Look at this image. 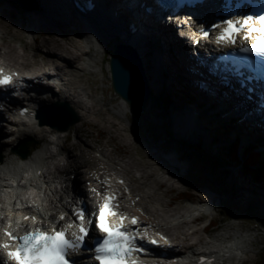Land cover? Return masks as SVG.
Here are the masks:
<instances>
[{
  "label": "bare ground",
  "instance_id": "bare-ground-1",
  "mask_svg": "<svg viewBox=\"0 0 264 264\" xmlns=\"http://www.w3.org/2000/svg\"><path fill=\"white\" fill-rule=\"evenodd\" d=\"M92 1L94 3V6L90 8L92 9V11L90 12L89 15L83 14V16L73 12V9L70 7L71 0H37L36 1L39 10L34 11L33 13L35 14L36 22H38V25L41 28L38 30V32L42 33L44 31L43 28H47L49 32H51L50 30L53 31L57 28L58 31L61 33V35L64 37V40L67 41V43L65 42L67 45L65 43H62L61 41L60 42L62 44L47 41L51 49H53V47L58 48L57 53L59 52V54L56 55L58 57L57 58L58 62L57 64L53 65L52 67L53 72L50 71L48 64L46 68L31 67L33 70L32 72L33 77L36 78L43 76L48 77L50 75L48 73H51V75L58 76L59 78L57 84L54 86L48 85L47 88L53 90L52 93L53 97L56 96L58 100H64V102L68 103L71 107H73V109L78 114L79 120L77 121L74 127H71L69 130H66L64 132L55 130V128H51L49 125H42L38 127L28 126V128L25 131H20L19 126L17 127L15 126L9 129L6 128L3 129L4 124L1 125L0 144L2 146H0V222L4 223L5 215L10 213L11 211H16L23 208L24 205L28 209L24 211L23 214H20V216L31 212L33 215L37 216L38 218L42 216V218H44V221L45 218L50 219L51 221L55 220L54 217L52 216L53 208L52 207L48 208V206L51 205L48 203V201L51 199L49 200L45 199V195L42 194L41 191L38 192L36 191V193H38V197L35 198V196L34 197L32 196L33 189L31 192L28 193V188L26 187L27 184H30V186L34 188V184L36 185L40 182L41 180L40 176L34 177V173L38 170L43 169L44 166L43 151L45 149L38 146L36 147V149H33L29 153L28 157L23 159L20 158L16 150L19 149L18 147L19 143L28 141V139L33 135L36 136L37 135L36 133L39 134L49 133L50 135L54 133H58L59 136L63 135L62 138L64 140V144H61V147L63 149L65 143L69 141L68 139V134H70L69 132L71 130H74V133H78L79 132V131L77 132V129L79 127L78 125L81 124L83 120H88V121L92 120L91 112L94 107V104H93V100H91L90 98L91 94L89 95V93H87L84 90L83 88L84 85L83 86L81 85L82 87L80 86L77 87L74 84L75 82L79 81V85H80L81 76L83 77V75L85 74L84 73L85 67L82 66L79 67L80 65H77L76 63L77 60L79 59L82 60L85 55L88 56V51L94 50V48L90 45L94 32H98L99 34L102 35L103 37L102 41L105 44V46L110 44L113 40H115L118 44L123 43L129 45L136 52L140 60L139 62L145 73V77L148 82V85L150 87V92L151 90L156 91L154 93V97L151 99V102L148 101L147 104H145L144 110L146 109L148 110L149 113L160 116L161 112H155L154 109L157 107L158 104L157 100L160 98L161 91L165 89V91L171 97H173V101L176 107L178 108V112L180 111V114L178 113L179 117L177 120L179 121L182 127L185 126L183 128L186 129V133L187 131H191L192 135H196V136L199 135L203 137L204 143L206 145L208 144V142L215 143L218 146L219 151L220 148H224L223 150H226L227 154H228L227 151L228 146L232 143L236 144L237 147L238 148L240 147L241 150L243 151L248 149L255 154L256 152L259 153L261 151H264V126L258 124L257 123L258 119L255 117L251 118L250 120L245 119V117H243V112H241L240 109H238L235 104L236 101L243 102L244 98L235 99V97L233 96L234 93H232L230 89L223 87L221 89V86L218 87L215 84H213L212 80L208 78L206 70L196 65L195 62H193V60L190 58L188 52L186 51V49L189 47L187 45V42L181 41L175 34L177 32L171 26H168L166 28H163V30H160L161 28L157 23L156 33H153L152 31L153 27L151 24H149L152 22L154 23V20L152 19L151 21L150 19L152 16L145 15L138 8L137 3H133L131 5L130 10H126L124 8V3L129 2L130 0H92ZM48 6L58 15L60 16L71 15L73 18L79 20V22H81V24L83 25H81L79 22H75L74 20H68L66 18L67 16H64L66 20H61V22L55 20L49 11L50 9L48 10ZM63 6L65 8H63ZM96 10H99L100 13H97ZM2 11L4 12L3 9ZM10 12L11 13L14 12V8H11ZM103 14H105V16ZM106 17L107 18L109 17V19L112 21L119 22L120 25H122L123 19L131 18L134 21V25L137 26L139 29H141L142 31L140 33L141 36L137 37L138 35L137 33H136L137 35L129 34L128 37L123 36V34H121L120 31H116L112 29V27L109 25V22L106 20ZM50 19L54 20V22H52V20ZM64 24L70 25L74 29L76 34L75 35L67 34L64 31L65 29L63 28ZM81 37H84L87 40L85 46H82ZM0 39L2 40L1 45H3L4 39H2L1 36ZM4 44L6 48L3 52L0 53V59L2 60L0 62V67L3 66L8 67L10 71L21 70L19 67L14 68L13 66H11L12 68H9V65L6 63V60L14 61V60L23 59L27 61L28 58L30 57L31 50L29 51L24 48V54H22L21 52L19 53L18 50H16L9 43V41H5ZM34 51L35 52H33L32 56L34 57L39 56L37 45H36V49L34 48ZM189 53L192 54V52ZM43 58L44 57H41V61L44 60ZM60 61L61 64L59 63ZM63 61L65 63L66 68L65 66L62 65ZM87 65H91L90 62H87ZM156 66L161 68V70L165 72V75L166 74L168 75L167 77L170 81L171 86L170 84H168V82H166L165 85L163 86L160 79L161 75L159 74L158 70L155 68ZM106 67H108L109 69L108 63L106 64ZM89 71L90 73L93 72L91 69H89ZM201 80L205 81V85L199 84ZM45 86L46 85L43 84H37L35 88L36 90H39ZM66 92H69V94ZM60 93L62 95H60ZM58 94L60 95L59 97ZM88 99H90V101ZM119 99L121 102L119 104L122 110L124 108H129L130 111L134 112L126 104L127 102L122 100L120 97ZM41 101L43 104L49 103V100H41ZM49 116L51 117V115ZM51 118L48 119L50 120ZM1 119L5 120L6 123H9L12 126H14L13 124H15L10 117H5L3 114L0 116V120ZM103 121L105 122V124L107 123L106 124L107 127L113 129V131H111L112 133L110 135V138L112 139L119 138L121 141H124L125 147L127 148L129 146L140 147L138 142L129 141L124 137L122 132H125L126 128H120L119 122H116L113 119L112 121L103 119ZM218 125H220L221 129H224V127L231 125V129L227 127L224 131H220ZM87 132L88 131H86V133ZM176 134H179L177 130H176ZM59 136L57 137V141L60 139L62 140V138H60ZM25 137L26 139L22 140ZM15 142L16 144L14 145ZM226 146L227 149H225ZM160 147H162L160 144L158 146H155V148L157 149ZM140 151L147 154L148 156L146 157H150L151 159H156L157 157L159 159H162L160 164H158V168H157V170L161 171L160 172L161 174L157 173L156 169H152L151 167L145 168L142 166V164L133 162L132 159L124 160L121 158V159L113 160L112 163L119 164V166H123L124 169L121 170L124 173L123 175L125 176V179L128 180L129 184L131 185L129 189L131 188L130 191H132L133 193L132 199H134L135 196H138V198H136V201L143 206L144 210H146V212L149 215H152V217L156 216L158 219L161 218L160 221L156 218V220H158V223H156V225L160 226L161 229L165 230L167 234L170 235L171 238L174 240L176 245L182 246L184 241L187 242V237L188 236L190 237L189 234H191L192 236L193 234L197 235L198 233H200L199 231H201L202 228L193 229L191 233H188L185 227L189 225L190 222L193 223L195 219L190 220L188 222V220L184 218V213L171 212L172 208L170 210L168 207H170L172 198L162 202L163 195L161 196V194L157 193L155 190L157 188H160V185L162 186L166 183L172 185L171 182L172 179H174L176 183L180 182L181 180L180 177L176 175L166 176L165 174L166 171L168 170L172 171L173 169L174 171L176 172L178 171L179 174H181V168L173 163L175 159L180 160L181 158L178 156L176 157L175 155H168L165 158L157 154L156 150L149 151L147 147L145 151L142 148ZM69 152H66L68 155V159H69ZM74 153H73V158L77 157V153L75 154ZM100 153L101 155L105 156V158H109V154L107 152H106L107 155L102 151ZM16 157L18 159H16ZM229 158L232 159V157ZM76 159L77 160L75 161L74 164L67 161L66 164L67 172H65V174L67 175L69 171L72 173L71 177L73 179L72 182L74 186L73 193L75 195L82 193L86 194L88 189H85L84 187L87 184L84 186L82 183L88 180L95 181L97 178V174H96V178L93 177L94 176L93 173L90 175L91 172L86 168L88 165L84 164L85 163L84 156L82 157V155H79ZM32 163L36 164V166H33ZM82 167H83V171L80 172V174L82 175L80 177L79 173L77 172H79V170ZM93 167H95V165ZM133 167H135V169L140 173V175H137L135 178L132 176L133 174L131 173V171H133ZM115 176H118L119 178L122 177L119 175H115ZM61 178L63 179L64 182V185L63 184L61 185L62 188L61 194L63 195L65 194L66 189H68L71 185L70 183L66 184L65 182L70 178V175L69 177H65V178L61 176ZM136 178H139L141 180L139 184L144 183L148 186V189H146L145 191H141L140 189V191L143 192L142 195L140 193L135 194L136 188L134 187V185H136V183L133 185L132 182H135ZM28 179H30L29 182ZM98 183H100V181ZM239 189L244 190L245 185L240 184ZM202 196L205 195L203 194ZM144 197H146V199L148 200L143 201ZM94 199L95 197H92V200ZM153 200H156L157 202L163 205L164 207L163 209H160L161 208L160 205L158 206V208L160 207L159 208L160 212H158L157 209L155 210V208L153 209L149 208L148 203H150ZM204 201H206V204L208 205L202 204L201 206H196L197 208H194L193 210L200 211L201 208L205 210L206 209L210 210L215 206L213 198H208ZM259 203L261 206H264V200L262 201L259 200ZM43 205H47V206L43 207ZM166 208H168L169 210H167ZM122 211L125 212L123 209ZM169 211L171 213H169ZM177 214L178 216H176ZM170 217L172 218L166 220ZM170 221H174L173 224H167ZM6 222L9 223V220ZM177 230H179L178 231L179 233L177 232ZM202 231L205 232V230ZM176 232L179 234L178 236L174 235V233ZM200 239L201 238L198 236L197 240ZM235 240L236 241L234 243H231L229 247L230 248L235 247L236 249L243 248L242 240L238 238H236ZM192 247L193 246L184 249L189 250ZM227 250L228 249H226V251ZM176 251L177 253L180 252L184 253V251L181 249H178Z\"/></svg>",
  "mask_w": 264,
  "mask_h": 264
},
{
  "label": "rangeland",
  "instance_id": "rangeland-1",
  "mask_svg": "<svg viewBox=\"0 0 264 264\" xmlns=\"http://www.w3.org/2000/svg\"><path fill=\"white\" fill-rule=\"evenodd\" d=\"M10 1L11 0H0V36L2 37V39H4V42L9 41V43L16 50H18L19 53L21 52L22 54H24V48L29 51L31 50V58L29 57L27 61L23 59L14 60L16 62L12 60H6V63L9 66L20 67L22 69H32L33 67L46 68L47 64L49 67H52V65L49 63V60L55 61L57 63L58 59H56V55L59 54V52L57 53L58 48L53 47V49H51L50 45H48V42H56L58 44H62L65 42L67 43V41L64 40V37L61 35L57 28L53 31L50 30L51 32H49L47 28H43L44 31L42 33L38 32V30L41 28L38 25V22H36V17L33 13L34 11L39 10L38 4L36 2L37 0L27 1L29 7H34L35 4L37 5V8L31 10L21 9L19 4L11 5ZM11 8H14V12L12 13L10 12ZM2 9L4 10V12L2 11ZM48 10L52 14V17L59 22H61V20H66V18L68 20L79 22V20L73 18L71 15H58L49 6ZM64 16L67 17L65 18ZM52 22H54V20H52ZM79 23L81 24V22ZM63 28L65 29L64 31L67 34H76L74 29L70 25L64 24ZM97 36L99 37V39L97 40V38L95 39L92 37V41L90 43V45L96 51L90 50L88 51V56L85 55L82 60H77L76 64L80 65L79 67H85V74L83 75V77L81 76L82 80L80 79V85L79 81L75 82L74 84L77 87H82L84 85L86 87L85 88L83 86L84 90L89 93V95L91 94L90 98L91 100H93V104L95 107H93L91 112L92 120H83L82 122L84 124L81 122V124L78 125V133H74V130H71L69 132L70 139L67 143H65L63 150L66 151L68 149L66 152H75L77 153V157L79 155H82V157L84 156V164L88 165L86 168L91 172L90 175L92 173L94 174L93 177L95 178L96 174H99L101 178L102 169L109 170L110 172L116 171L120 176L125 177L121 170L124 169L123 166L112 163L113 160L121 158L124 160L132 159L133 162L140 163L145 168L151 167L152 169H156V172L160 173L161 171L157 170V168L162 159H159L158 157L156 159L146 157L148 155L140 151L141 148L144 149V151L146 147L149 151L156 150L157 154L165 158L168 155H175L176 157H180L181 161L178 162L179 165L176 164L175 160L173 163L183 169L181 171L183 175L171 170L166 171L165 174L166 176L176 175L180 177V182L176 183L174 179H172V185H169L167 183L162 186L160 185V188L155 189L156 192L161 194V196L163 195L162 202L172 198L170 207L168 208L170 210L172 208L171 212L174 213H184V218H186L188 222L190 221L191 214L189 212H186L183 208V206H186L187 202L185 200L177 201L176 196L178 194L183 192L189 193V195L192 196L191 201H201L208 198H213L215 206L210 211V215L217 218V220H222V223L219 225V230H222V234H220L219 237L211 236L212 234L203 235L204 231L201 230L197 235L193 234L192 236L191 234H189L190 237H187V242L184 241L182 246L179 245V248H187L193 246V249L196 250L198 248H204L207 246L221 247L224 245H229L228 243H231L234 241V239L238 238L242 240V250L246 254L245 257L247 259L246 263L243 264H255L257 260L261 259L264 256V206H261L259 203V200H264V183L256 182L253 179L254 177L252 176V174L247 173V171H245L243 167L241 168L243 164L241 148L239 147L237 149L240 159L236 161L234 159H230L226 155L227 152L226 150H223L224 148H220L219 151L218 146L215 143L208 142V144L206 145L204 143L203 137L199 135V137L196 135H192L191 131H187L186 133V129H184L177 120L179 117L178 113L180 114V111L178 112V108L173 101V97H171L165 91V89L161 91L160 98L157 100V107L154 109L155 112H161L160 116L151 114L146 109L144 110L145 104L142 112L137 113L138 115L135 114V112L130 111L129 108H124L122 110L119 104L121 103L119 96H117L111 89L112 86L109 78L110 72L108 67H106L109 56L113 51L114 46H116L118 43L113 40L110 44L105 46L102 41V35L97 34ZM86 41L87 40L84 37H81L82 46L86 45ZM1 42L2 40L0 39V53L3 52L6 48L4 42L3 45H1ZM36 45L39 56L34 57L32 56V54L33 52H35L34 48L36 49ZM41 57H44V60L41 61ZM87 62H90L91 65H87ZM59 63L61 64V61ZM62 65L65 66L64 61L62 62ZM155 68L161 75L160 79L163 86L166 82L170 84V81L167 77L168 75H165V72L161 70V68L157 66ZM89 69H91L93 72L90 73ZM155 92V90H151L148 101L151 102V99L154 97ZM66 93L69 94V92ZM60 95L62 94L60 93ZM60 95L58 94V97ZM54 98H56V96H54ZM88 100L90 101V99ZM103 119L109 121H112L113 119L114 121L119 122L120 128H126L125 132H122L124 137L129 141L138 142L141 148L139 146H129L127 148L125 147L124 141H121L119 138H110V135L112 133L111 131H113V129L107 127V123L105 124ZM75 124L72 127H74ZM6 125L8 128L12 127V125L10 124L6 123ZM7 127L5 126L3 129ZM227 127L231 129V125H228ZM227 127L221 129L220 125H218L220 131H224ZM176 130L179 132V134H176ZM86 131L88 132L86 133ZM36 134V136H32L34 140L38 141L40 138H48V133ZM25 139L26 137L22 140ZM58 141V144H64L63 138L62 140L60 139ZM15 144L16 142L14 143V145ZM159 144L162 147L158 149L155 148V146H158ZM0 146L2 145L0 144ZM95 149L97 151H95ZM225 149H227V146L225 147ZM80 150H82L83 152ZM98 150L104 153L107 152L109 154V158H105V156H102V158L97 159L96 154H98ZM72 152H69L68 161L74 164L77 160V157H74V159ZM94 165L95 167H93ZM81 169L79 170V172H77L79 173L80 177L82 176L80 172L83 171V167ZM210 169L212 170V173ZM131 173L133 174L131 175L134 178L137 175H140L135 167H133V171H131ZM210 173L212 174L211 179L218 182L217 187H215L210 181L206 180L207 174ZM67 175H70L71 177L72 173L69 171ZM140 181L141 180L139 178H136V181L132 183L133 185L135 183L137 185H134V187L136 188L135 194L140 193L142 195L143 192L141 191H145L146 189H148V186L144 183L139 184ZM87 183L88 181H84L82 184L85 186ZM240 184L245 185L244 190L239 189ZM203 194L205 196H202ZM136 198H138V196L134 197L135 201H132L131 199L127 200L124 208H126L129 212L138 215L139 219L143 220L147 224V226L156 227V223H158V220L160 221L161 218L158 219L156 216L152 217V215H149L146 210H144L143 206L140 203H137ZM143 199V201L148 200L146 199V197H144ZM173 199H175L176 201H173ZM55 204L57 205L58 203L55 202ZM159 205L161 207H159L160 209L164 208L163 205L156 200L148 203L149 208H155V210L157 209L158 212H160L158 208ZM168 208L166 209L169 210ZM171 212L169 211V213ZM176 216H178V214ZM156 218L158 220H156ZM171 218L172 217L166 220H169ZM208 219L209 217L200 219L195 224L190 222L189 225L185 227L186 231L188 233H191L193 229H200L202 225H205ZM173 222L174 221H170L167 224H173ZM178 231L179 230H177V232ZM177 232L174 233L175 236L179 235V232ZM195 235L197 237L199 236L202 240H197V237ZM223 264H238V261L228 260Z\"/></svg>",
  "mask_w": 264,
  "mask_h": 264
},
{
  "label": "snow or ice",
  "instance_id": "snow-or-ice-1",
  "mask_svg": "<svg viewBox=\"0 0 264 264\" xmlns=\"http://www.w3.org/2000/svg\"><path fill=\"white\" fill-rule=\"evenodd\" d=\"M251 20H253L252 16H246L242 21L223 20L225 26L220 29V33L216 37L217 43L227 41L235 46L237 34L247 26V34L257 33L255 42L250 47H241L239 50L264 56V14L255 17V20L259 22L258 27L249 25ZM213 26L219 27L217 25ZM203 35L208 37L211 34L203 31ZM246 38L247 35L241 37V39ZM13 76H15V73H6L0 67V88H10L13 83ZM26 111V109H21V115ZM114 199V195L105 191L103 202L99 205L98 214L93 218L87 217L86 207L81 208L75 214V219L79 220L80 223L77 225L78 231L72 233V239L66 237L64 229L59 231L35 229L25 231L18 236L8 230L7 227L0 229V233L6 238L0 239V250H3L4 255L7 257V262L0 261V264H8V262H11V264H76L73 254L83 251L84 248L88 249L96 264H135V261L129 260L128 257L142 249L137 243V236L127 230L124 222L127 220V225H135L137 221L135 217L126 218L121 215L108 223V216H116L110 206V201ZM63 218V216L60 217V219ZM23 219L27 220L29 217L24 216ZM31 219L35 221L36 217L32 216ZM93 221L95 232L103 234L102 237L94 234ZM161 239L163 240L164 237H161ZM146 242L150 244L157 243L154 239ZM203 259L201 257L202 261Z\"/></svg>",
  "mask_w": 264,
  "mask_h": 264
},
{
  "label": "water",
  "instance_id": "water-1",
  "mask_svg": "<svg viewBox=\"0 0 264 264\" xmlns=\"http://www.w3.org/2000/svg\"><path fill=\"white\" fill-rule=\"evenodd\" d=\"M28 0H11V5L19 4L21 9L31 10L37 8L29 7ZM139 58L136 52L129 45L119 43L114 46L108 60L109 65V78L112 86V91L119 96L122 100L127 102L126 104L135 112V114L142 112L144 104L147 103L150 95V87L145 77V73L139 62ZM46 115H51L49 120ZM55 115V116H53ZM59 118H56V117ZM39 123L41 125L48 124L51 127H55L58 130L66 131L78 120V114L68 103L59 101L51 106L42 108L37 115ZM26 144L34 146L32 140L25 141L20 144L21 158H25L29 155V151L22 148ZM211 173L212 170L210 169ZM207 174L206 180L212 181V174ZM217 187L218 184L214 183Z\"/></svg>",
  "mask_w": 264,
  "mask_h": 264
},
{
  "label": "trees",
  "instance_id": "trees-1",
  "mask_svg": "<svg viewBox=\"0 0 264 264\" xmlns=\"http://www.w3.org/2000/svg\"><path fill=\"white\" fill-rule=\"evenodd\" d=\"M234 148H231L229 151H228V154L227 156L228 157H232V159L238 161L240 158L238 156V153H237V145L236 144H233ZM243 164L241 166V168L243 167V169L245 171H247V173L249 174H252V176L254 177L253 179L256 181V182H261V183H264V157H260V155H258V153H253V152H244L243 154ZM242 169V170H243ZM211 183L214 185V183H217V181H211ZM178 198L180 199H185V198H192L191 195H189V193H186V192H183V193H180L177 195ZM222 223V220L220 219H216V220H213L211 222L212 224V229L214 228H218L219 225ZM255 264H264V256L257 260L255 262Z\"/></svg>",
  "mask_w": 264,
  "mask_h": 264
}]
</instances>
